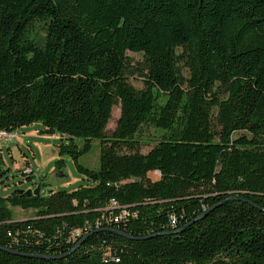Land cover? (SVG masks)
Listing matches in <instances>:
<instances>
[{"label":"trees","instance_id":"trees-1","mask_svg":"<svg viewBox=\"0 0 264 264\" xmlns=\"http://www.w3.org/2000/svg\"><path fill=\"white\" fill-rule=\"evenodd\" d=\"M36 123L88 185L0 198V248L19 254L0 264H264V0H0V134ZM145 126L164 132L147 154ZM94 140L99 170L79 164Z\"/></svg>","mask_w":264,"mask_h":264},{"label":"rangeland","instance_id":"rangeland-1","mask_svg":"<svg viewBox=\"0 0 264 264\" xmlns=\"http://www.w3.org/2000/svg\"><path fill=\"white\" fill-rule=\"evenodd\" d=\"M31 35L39 42L45 37L44 25L37 23L32 28ZM131 68L127 75L128 82L137 90L144 89L143 78L140 74L143 63V55L127 53ZM166 98L160 96L159 103L164 104ZM121 115V106L113 108L112 118L107 127V135L110 136L116 129L117 122ZM41 123L25 126L17 129L9 137L0 134V198L8 199L17 191H28L39 184L42 185V197H48L51 192L73 193L81 187L88 185V182L78 173L76 162L69 154H61L60 147L68 144L60 135H46ZM164 132L150 126L142 128L136 136L139 141V150L143 154L149 153L162 139ZM242 134H236L239 137ZM77 151L83 150L85 141L75 140ZM102 141L94 140L91 150L79 157V164L91 169H100ZM129 150L124 149V153ZM26 169L33 171L28 177L24 173ZM149 177L156 181L158 173H152ZM32 178L31 180H28ZM13 213L14 221H24L34 218V210L24 211L18 207L9 206Z\"/></svg>","mask_w":264,"mask_h":264},{"label":"water","instance_id":"water-1","mask_svg":"<svg viewBox=\"0 0 264 264\" xmlns=\"http://www.w3.org/2000/svg\"><path fill=\"white\" fill-rule=\"evenodd\" d=\"M41 189H42V185L39 184L36 189H30L28 191H17L18 194L22 195V197L24 198H31L33 196L35 197H39L41 195ZM125 238H129V239H132L130 238L129 236H126V235H123ZM85 239H83L75 248L74 250L72 251L75 252L83 243H84ZM1 249V248H0ZM2 251L4 252H8V253H11V254H14V255H19L17 253H14L12 251H9L7 249H1ZM20 256H23V257H29V258H37V259H41V260H52L54 258H48V257H42V256H25V255H20Z\"/></svg>","mask_w":264,"mask_h":264},{"label":"built area","instance_id":"built-area-1","mask_svg":"<svg viewBox=\"0 0 264 264\" xmlns=\"http://www.w3.org/2000/svg\"><path fill=\"white\" fill-rule=\"evenodd\" d=\"M1 135H2V136H5V137H9V136H10V135H7V134H5V133H2ZM24 174H25L26 176H30V175L33 174V171H32L31 169H26V171H25ZM112 206H113L112 208H115V207L117 206V204H116V203H113ZM129 216L136 217V214L131 215V214H130L129 212H127V210L125 209L124 212H123L120 216H117L115 219H113V221L117 223V222H119V221H121V220H123V219H125V218H128ZM99 226H100V224L97 223V227H99ZM82 235H83V231H82V230H75V231L73 232V234H72L74 240L77 239V238L82 237Z\"/></svg>","mask_w":264,"mask_h":264}]
</instances>
